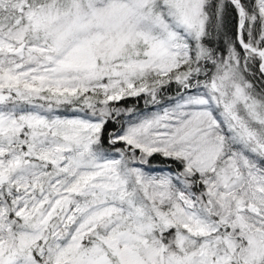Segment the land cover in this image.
Returning a JSON list of instances; mask_svg holds the SVG:
<instances>
[{
    "label": "snow or ice",
    "instance_id": "6c2138e0",
    "mask_svg": "<svg viewBox=\"0 0 264 264\" xmlns=\"http://www.w3.org/2000/svg\"><path fill=\"white\" fill-rule=\"evenodd\" d=\"M0 264H264V0H0Z\"/></svg>",
    "mask_w": 264,
    "mask_h": 264
}]
</instances>
